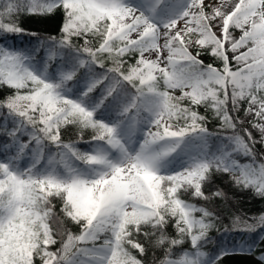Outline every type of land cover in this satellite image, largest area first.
Masks as SVG:
<instances>
[{"label": "snow or ice", "instance_id": "6c2138e0", "mask_svg": "<svg viewBox=\"0 0 264 264\" xmlns=\"http://www.w3.org/2000/svg\"><path fill=\"white\" fill-rule=\"evenodd\" d=\"M57 14L37 47L7 45L29 34L22 16ZM0 42L4 148H16L0 157V264L253 253L203 249L221 205L235 208L218 177L264 201V0H0ZM69 127L92 131L89 150L62 140ZM232 215L264 231V212Z\"/></svg>", "mask_w": 264, "mask_h": 264}, {"label": "trees", "instance_id": "16d2710c", "mask_svg": "<svg viewBox=\"0 0 264 264\" xmlns=\"http://www.w3.org/2000/svg\"><path fill=\"white\" fill-rule=\"evenodd\" d=\"M62 15L57 14L55 17L43 18L35 16H22L20 18L21 26L26 30V33L18 36H10L7 40V45L17 48V49H32L38 46L37 37H43L47 35H55L58 33L59 26L62 23ZM30 33H36V36L30 35ZM2 43V42H0ZM44 56L42 51L36 53V59L40 60ZM205 63H208L205 61ZM6 92L0 89V97L5 95ZM201 114H204V109L199 110ZM216 121H211L208 124L210 132L215 133L217 131ZM7 128L10 131L12 128V121L9 119L7 121ZM92 131L85 130L81 134L74 128L69 127L68 129L62 130V140L64 142H73L76 144L77 148L81 151H87L91 146L89 143L91 141ZM20 139L27 142L28 137L26 135H21ZM4 145H12V140L4 132V118L3 114H0V157L4 154H15V147L4 148ZM35 146V145H33ZM47 151V149H46ZM55 151V148H52ZM243 160V158H241ZM227 176L218 177L216 179V184L218 186H224L228 188L230 198L235 208L229 209L226 205H221L225 210L222 212L220 219L215 223L209 233L211 240L209 244L204 247V251H209L210 249L220 248H237L240 244L254 245L255 253L258 250L264 249V231L258 230L256 232H245L241 230H236L233 226L232 219L233 213L240 215L241 217H249L254 215H259L264 212V201L258 198H252L250 195H232L234 189H231L227 184ZM207 190V189H206ZM75 230V229H74ZM254 251L251 255L241 252H235L229 255H225L222 260V264H255V254Z\"/></svg>", "mask_w": 264, "mask_h": 264}, {"label": "rangeland", "instance_id": "374dc122", "mask_svg": "<svg viewBox=\"0 0 264 264\" xmlns=\"http://www.w3.org/2000/svg\"><path fill=\"white\" fill-rule=\"evenodd\" d=\"M203 59H204L206 62H210V61L208 60L207 57H204ZM177 94H178V93H177ZM33 147H34V146H33ZM90 148H91V147H90ZM15 152H16V148H15ZM8 155H13V154L10 153V154H8ZM30 155H31V153L29 152L28 156L25 157L24 161L22 162L23 165H24L25 167L27 166V163H28L29 160H30ZM241 162L243 163V162H245V161L241 159ZM241 246H244V244H240L237 248H239V247H241ZM259 251H260V250H258V252H256V253H255V251H254V254H255V255L258 254Z\"/></svg>", "mask_w": 264, "mask_h": 264}]
</instances>
